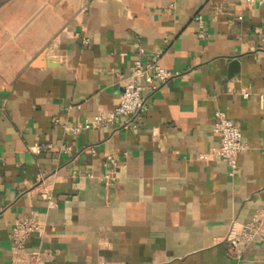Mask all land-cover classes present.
Here are the masks:
<instances>
[{
  "label": "crops",
  "instance_id": "0c3cea01",
  "mask_svg": "<svg viewBox=\"0 0 264 264\" xmlns=\"http://www.w3.org/2000/svg\"><path fill=\"white\" fill-rule=\"evenodd\" d=\"M140 48L180 74L145 92L129 128L74 133L118 105ZM217 110L248 145L235 171L212 154ZM262 207L264 4L0 0V264H26L19 216L47 223L27 249L49 251L48 264H264V243L224 240Z\"/></svg>",
  "mask_w": 264,
  "mask_h": 264
},
{
  "label": "built area",
  "instance_id": "2783aa9c",
  "mask_svg": "<svg viewBox=\"0 0 264 264\" xmlns=\"http://www.w3.org/2000/svg\"><path fill=\"white\" fill-rule=\"evenodd\" d=\"M250 5L264 4V0H237ZM196 19L200 25L199 36L205 37L206 30L202 14H198ZM85 43L89 42L86 38ZM141 55L135 59L129 75L125 79V86L120 95L118 105L107 112L96 114L91 120L80 123L72 128L74 133L80 132L84 128L96 127L101 124L111 123L118 128H129L133 125L134 119L147 109V90H157L166 84L170 79L180 73L166 68L161 64L160 54L153 53L143 58L144 49L140 48ZM214 130L219 137L220 144L212 150L215 157L225 160L232 171L239 165V155L248 148L243 139L240 125L230 119L222 110L215 112ZM33 151L39 152L41 147L35 144ZM67 150L71 147L67 146ZM95 152V149H92ZM107 169L100 176L106 186L117 178L116 170L118 162L115 158H110L106 162ZM92 177L94 174H90ZM42 198L48 206H56V200L49 190H42ZM47 223L36 216H19L15 219L13 226V240L16 246V253L26 261V264H48L54 257L47 250H28V239L34 234H44ZM224 240L232 250H240L242 246L250 242L264 243V207L259 208L252 219L247 223L232 221ZM101 264H106L103 262Z\"/></svg>",
  "mask_w": 264,
  "mask_h": 264
},
{
  "label": "water",
  "instance_id": "95a60500",
  "mask_svg": "<svg viewBox=\"0 0 264 264\" xmlns=\"http://www.w3.org/2000/svg\"><path fill=\"white\" fill-rule=\"evenodd\" d=\"M236 63H237V61H236V60H233V61H232V64H236Z\"/></svg>",
  "mask_w": 264,
  "mask_h": 264
}]
</instances>
